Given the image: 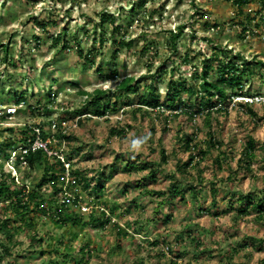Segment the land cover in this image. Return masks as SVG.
<instances>
[{
	"label": "rangeland",
	"instance_id": "obj_1",
	"mask_svg": "<svg viewBox=\"0 0 264 264\" xmlns=\"http://www.w3.org/2000/svg\"><path fill=\"white\" fill-rule=\"evenodd\" d=\"M145 1L144 9L134 14L131 7L139 0H0V103L7 102L12 89H26L33 94L28 96V102L44 107L35 108L31 113L25 107L7 121L12 125L7 122L3 125L0 121V141L6 136L5 127L17 126L18 136L23 129L21 124L27 122L62 119L66 120V126L75 123V110L86 99L79 93L81 90H110L109 103L117 100L113 112L90 117L73 126L71 131L75 139L70 143L61 146L59 130L50 131L53 148H64L70 164V180H76L67 186L70 193L78 194L83 204L91 206L90 211L102 205L105 214H111V223L104 229H97L79 225L62 227L50 217L44 218L43 222L35 219V230L45 236V242L32 249L26 244L31 230H18L11 256L1 257L0 264H9L13 259V264H39L50 257L62 259L69 250L76 260L68 257V264H78L76 261L80 258L79 264H138V261L169 264L171 257L178 264H259L264 259V218L259 219L253 211L236 216L235 210L240 205L245 207L246 203L242 204L231 194V189L235 193L250 194L264 191V66L257 62L264 63V33L259 29L255 34L243 35L241 32L246 15H251L249 24L254 28H264L262 5L259 0L251 1L240 15L239 9L228 0ZM103 12L115 17V25L120 26L117 37L134 41L131 48L115 51L110 21L106 20L102 26L99 23V15ZM42 21L47 23L45 30L38 23ZM208 21L211 25L218 23V26L212 29L209 23L205 25ZM182 25L177 47L172 48L171 32L176 33ZM63 28L68 48H61V43L55 46L52 42ZM103 31L111 39L99 44L95 38ZM78 44L92 61L85 62L79 55ZM212 44L221 46L223 51L213 50ZM143 47H147V51L143 52ZM89 49L97 53L89 56ZM6 52L12 56L10 62L4 61ZM230 60L243 67L241 69L248 75L241 88L227 85L231 101L221 112L213 114L211 126L204 124L202 115L192 120L184 114L176 117L165 111L167 118L164 115L156 117L157 111L146 106L141 112L133 111L142 106L139 99L143 94L148 95L145 89L153 75L159 100L165 102L167 93H172V89L167 90L168 82L176 83L175 87L180 83L186 87L193 84L198 89L200 80L193 77L194 74L199 75L208 65L209 77L220 80V66ZM224 73L228 78L231 76V70ZM125 76L135 77L140 91L124 97L112 96ZM178 98L191 111L197 109L196 104L200 102L199 95L186 91H181ZM246 100H253L257 115H252L242 105ZM127 103L129 105H125ZM46 105L50 108L48 115L42 113ZM117 126L124 128L123 135L111 137L110 129ZM209 130L220 142V148L208 150L199 166H189L185 173H181L177 166L189 156L184 146L187 136H192L193 144L207 148ZM250 136L256 140V159L251 170L245 171L238 162ZM162 150L167 155V162L159 165ZM197 156L196 152L193 163ZM4 158L0 156V163ZM47 159L57 163L55 157ZM128 159H136L140 167L145 162L149 167H160L154 174L148 167L129 170L126 166ZM5 169L15 173L7 164ZM56 169L55 172L60 174L62 169L58 166ZM17 171L20 172L17 175L19 180L21 176L26 177V168ZM41 174V170L28 172L27 188L33 189ZM171 174L176 178L172 179ZM229 174L232 180L228 179ZM84 175L87 179L83 181ZM176 179L181 185L195 186L198 199L193 200L188 192L185 201L178 197L175 201L167 200L159 208L158 202L168 197V190ZM52 185L44 186L42 193L53 194ZM210 187L215 188V195L211 194ZM59 198L57 194L52 199L58 201ZM56 205L51 202L48 206L54 208ZM74 210V214L81 215L80 209ZM166 213H170L172 219L165 222L163 214ZM135 225L141 228L134 239H117L118 227L132 233ZM187 226L194 229L193 235L200 240L199 247L186 237V232L178 234L188 230ZM61 236L65 239L62 245L58 243ZM244 236H253L257 239L254 243L262 247L259 250L252 246L241 248L233 253L229 262L226 250L238 245ZM156 239H159L158 244H149ZM0 240L5 242L1 232ZM85 244L90 250L89 255ZM167 245L173 252L181 253L175 256L167 250ZM40 248L44 253L34 252ZM203 250L206 251L200 254L202 256L196 257L197 252Z\"/></svg>",
	"mask_w": 264,
	"mask_h": 264
},
{
	"label": "trees",
	"instance_id": "obj_2",
	"mask_svg": "<svg viewBox=\"0 0 264 264\" xmlns=\"http://www.w3.org/2000/svg\"><path fill=\"white\" fill-rule=\"evenodd\" d=\"M233 5L238 8L237 10L238 14L242 15L243 14V8L246 4H248L251 1H256V0H228ZM146 4L145 0H139V3L137 5H132L131 7V12L134 14L139 12V9H144V6ZM259 4L263 5L264 0H259ZM247 20L246 22H242V33L246 30V27H248L251 23V15H246ZM100 17V25L102 26L103 23L106 20H109L113 29L112 36L113 38V43L115 45V51H119L122 48H131L134 45V41L132 39L127 40L124 36H121L120 38L117 37V34L119 33L120 26L118 24L115 25V17L112 14H109L107 12H103L99 15ZM40 26L45 30L47 23L46 22H38ZM210 24V22H206L205 25ZM218 26V23L210 24V27H216ZM183 25L178 27L179 29L176 33L171 32V37H170V46L172 48H176L177 44L176 41L178 37L181 35ZM66 30L63 28V31L59 32L56 36L53 37L52 42L53 45L57 46L58 44H62L61 48H68L67 46L69 45L67 43L66 39ZM244 35V34H243ZM109 37L105 36V32L103 31L99 37L95 38L98 39L99 44H103L106 40L111 39ZM213 45V44H212ZM147 47H143V52L147 51L145 50ZM6 50V49H5ZM77 50L79 52V55L84 57L85 62L87 61H92L91 59L88 60L86 55L83 53V49L80 46V44L77 45ZM213 50L218 51L222 50L221 46L213 45ZM7 51V50H6ZM223 51V50H222ZM93 49H89L88 53L89 56H92L94 54ZM97 53V52H95ZM9 57V58H8ZM188 55H186L187 59ZM12 56H9V54L6 52L4 56V61L10 62ZM10 60V61H9ZM260 63L261 66H264V63L262 61H257ZM221 67V75H220V80H214L209 77L208 71L210 67L208 65H205L202 69L199 75L194 74L193 77H199V84H198V89L194 87L193 84L189 86H184L183 83H180L179 87H175L174 82H168L167 83V90L170 91L172 89V93L168 94V97L166 98L165 102H161L159 100V95L157 94L156 90V79L155 75L152 76L151 83L146 87L145 91H147L148 95L143 94L139 99V104L142 106H139L136 108L137 112L143 111V106H146L148 108L156 110V117H162V115L167 118L168 115L171 116H179L181 114H184L187 119H194L195 116L197 115H202L204 116V121L206 126H211L212 120H213V114L216 112H221L223 109L226 108L227 104L230 103V97L228 94V86L230 87H242V81L246 77V72H244V69H241L243 67L239 66L234 62V60H230L227 62V64L220 66ZM225 70H231V76L228 78L226 74L224 73ZM252 71V70H251ZM115 73V72H114ZM160 73V72H159ZM250 74V73H249ZM229 75V73H227ZM139 81L133 77V76H125L123 77L118 85L117 88L115 89L114 92H112V96L114 97H124L130 93H137L140 91L139 88H137V83ZM1 83V80H0ZM2 84V83H1ZM0 84V85H1ZM2 91V88H0ZM12 93L10 94L11 97H7V101H14L16 103H20L21 101L28 102V96H32L33 94H29L27 90H18V89H12ZM181 91H186L189 93L197 94L200 97V102L196 104L197 109H192V111L188 108L185 107V105L181 104L180 96ZM82 95L86 96V99L84 100L83 104L78 108V110H75V113H77L79 117L78 123H82L85 119H88L90 117H100V116H105L108 113L113 112L116 109V101L114 100L112 103H109V98H110V90H105L102 88H96L92 92H88L85 90H81L79 92ZM236 93H243V92H236ZM242 95V94H241ZM12 98V99H11ZM214 98L216 100L214 101ZM29 103V102H28ZM37 104V102H36ZM129 105V103L125 104ZM242 105H244L252 115H257L254 108L252 101H246L242 102ZM35 108L42 109L44 108L41 104L37 105H32L31 103L27 105V109L30 110V113L35 110ZM147 108V109H148ZM24 109L20 108L19 112ZM49 105H46L45 107V112H42L46 115L49 114ZM165 111H170L171 114L165 115ZM173 111V112H172ZM41 112V111H40ZM88 114H90L88 116ZM8 115H2L0 118L4 119L7 118ZM51 120L47 121H35L33 123H28L23 125V129L20 130L21 134L16 136V130L18 129L17 126L14 127H7L6 129L8 130V137H5L2 139V143H0V155H4L5 153V148L10 147L13 145L15 142L22 143L25 141V135L27 132L32 131L30 128L31 125H38L42 127V133L43 136L45 137L46 133H49V131L44 130V128L47 129V127H50ZM127 127V126H126ZM167 127L164 126L163 130L166 131ZM19 130V129H18ZM58 130L60 132L61 137L65 140L66 143H70L71 140L75 139V136L72 135L71 130H67L65 133L62 132L61 127H58ZM182 131V130H180ZM124 133V128L123 127H115L110 129V136L114 135H119L122 136ZM25 134V135H23ZM23 135V136H22ZM209 138L207 144H209L207 148H202L199 147L196 144L192 143V136H187V140L184 141V146L187 151H189V156L185 162L179 163L177 166V169L181 173H185L187 170V167H197L199 166V163H201L202 160L205 159V157L208 154V150H212L214 148L219 149L220 148V142L215 139L214 133L209 130L208 132ZM180 141V138H179ZM255 144L256 140L253 137H249L248 140L245 143V147L242 150V158L239 159V166H242L245 171L251 170V164L253 161L256 159V152H255ZM197 150V151H196ZM264 150V148H263ZM197 152V160L193 163V160L195 159V153ZM220 153V151H219ZM161 156V162H158L159 165L161 163H166L167 162V155L165 154V151L160 152ZM50 156L46 155L42 149H37L35 151H30L27 156V170L28 172H31L33 170H41L42 174L41 176L34 182V188L33 189H26V183L23 182V185H19L18 183L15 182L14 177L12 174L5 173L2 171V163H0V232L5 238V242L0 240V261L4 256H11L12 254V248L15 247L16 242L15 240V235L17 234L18 230H24L28 228L31 230L28 233L27 239H26V244L31 245L32 249H35L36 246L39 244H42L45 242V236H40L39 233L35 230V224L36 221L35 219H39L41 222L44 221V218H49L55 222L59 226H66V225H79L83 227L91 226L97 229H104L109 223H111V214L107 215L105 214L106 210L103 208L102 205H99L97 207L92 208V210L89 213H85L86 215L83 216L84 214L78 215L77 213L74 214V209H80L79 204L80 202L74 201L71 204L67 203H58V201L53 200L52 198L56 196L59 191H61V186L62 183L60 181L61 174L55 173L53 169H55V166L58 165L60 168L62 166L60 165V160L59 157L57 156H52L57 159V163H52L49 162L47 158ZM138 159V158H137ZM216 161H219L218 159ZM128 163L126 164L127 169L132 170V169H141V168H149L151 173H155L156 170L160 167H149V164L145 162L141 167L137 164V160H130L128 159ZM179 162V161H178ZM197 165V166H195ZM221 166V165H220ZM233 174H235V171H233ZM172 179L176 178L175 174H171ZM27 178H24V181L28 180V175L26 176ZM83 181L86 180V176L84 175L82 177ZM228 179L232 180L233 177L231 174L228 175ZM53 182V185L50 186L53 194H48L45 193L43 194L42 191H44V186L47 185L49 182ZM60 181V182H59ZM85 186L87 184L84 183ZM97 187L101 188L100 185ZM231 194L232 197L241 202L242 204H245V207H242L240 205L238 210L236 211V216H243L249 212H256L258 214V218H264V191H256L254 194L249 193H243L242 191L234 192V190L231 189ZM147 192H152L148 190ZM190 193L191 197H193V200L198 199V190H196L195 186L192 185H181L180 182L176 179L173 184H171L169 190H168V197L165 199L160 200L158 202V207L161 208L163 205L167 202V200H172L175 201L178 197L183 199L185 201L186 198V193ZM210 192L211 194L215 195L216 191L215 188L210 187ZM53 197H50L52 196ZM76 196L79 197L78 194H75ZM46 202H56L57 205L53 208L51 206L46 205ZM138 206V205H136ZM140 206V205H139ZM138 206V207H139ZM79 211V210H78ZM98 212L100 213L98 215ZM210 212V211H208ZM39 213L40 215L38 216ZM33 214V216H31ZM37 215V218L36 216ZM171 214L166 213L163 214L164 218L163 220L166 222L168 220H171ZM140 222V221H139ZM112 225L116 226L115 223ZM141 226L135 225L133 227L134 231L130 233L128 230H124L122 227H118L117 231V239L121 240V238H126V239H134L136 233H138L139 229ZM188 230H182L179 235L184 234L186 232V237L190 239L191 241H194L196 243L197 247L200 245V240L198 239L197 236H194V229H191L190 227H186ZM183 232V233H182ZM73 240V239H71ZM257 240L253 236H244V238L236 245L234 248H231L230 251L226 250V256H228L229 262L232 261L231 259L233 258V253H236L239 249H249V246H252L256 250H259L262 246L254 243V241ZM68 241V240H67ZM159 239L155 241L149 242L150 245H156L158 244L157 242ZM12 242V246L11 243ZM69 242V241H68ZM162 242V241H161ZM59 244H64L65 239L63 236H61L58 240ZM139 244H141L139 242ZM258 245V246H257ZM71 246V245H70ZM83 246V245H82ZM81 246V247H82ZM87 249V255H89L90 250L88 249V246L85 244ZM84 248V247H82ZM80 248V249H82ZM117 248H119V244L117 245ZM41 249V248H40ZM167 250L171 251L175 256H178L180 253L173 252L172 248L167 245ZM206 251V250H205ZM204 250L201 252H197L196 257H200L201 253L205 252ZM34 252H39V253H44V249H41L40 251L35 250ZM170 252V253H171ZM72 253L70 250L65 253V256L61 258L54 257V258H47L46 260L43 259L39 264H68V257H70V260H76L75 258H72ZM163 254V252H162ZM160 255V254H159ZM167 256V255H166ZM2 257V258H1ZM198 261V259H196ZM82 260L81 258L76 261V263H80ZM15 260L13 259L12 261L9 262V264H13ZM17 264V263H16ZM138 264H144L143 261H138ZM169 264H178L177 260L174 257L170 258ZM200 264V263H199ZM239 264V263H237ZM259 264H264V259H261L259 261Z\"/></svg>",
	"mask_w": 264,
	"mask_h": 264
},
{
	"label": "clouds",
	"instance_id": "obj_3",
	"mask_svg": "<svg viewBox=\"0 0 264 264\" xmlns=\"http://www.w3.org/2000/svg\"><path fill=\"white\" fill-rule=\"evenodd\" d=\"M9 92L12 93V91H9ZM246 101H249L250 102V100H246ZM17 104H19V103H16L14 101H7L6 103H4V102L3 103H0V113H1L0 114V117L2 115H5V114L8 115L7 118H4V119H1L0 118V121H1V123L3 125L5 124V122L10 121L12 119V118H10V115L6 113L7 106H9V105H16L17 106ZM28 104H30V103L27 102V104L25 106L26 108H27V105ZM25 107H19V106H17L16 107L17 108V111H16L15 115L19 113V109L20 108H25ZM15 115L13 117H15ZM89 115L90 114H88V116ZM77 117L79 119L80 116L77 115ZM78 119H77V124H78ZM50 120H51V123H52L53 120L57 122V128L55 129V131L56 130L58 131V127H61L63 133H65L67 130H72V129H65L64 130V127L62 126V123H61L63 121L62 119H58V120L57 119H50ZM29 123H33V122H29ZM7 124H11V123H8L7 122ZM26 124H28V122ZM21 125L23 126V125H25V123L24 124H21ZM10 127H13V126H10ZM5 128H7V127H5ZM41 129H42V127H41ZM44 130L49 131V133H46V135L44 137L43 136V133L41 132V135H42L43 140H48L49 139L50 140V142L48 143L49 148H51L52 150H58L59 147L58 148H55V149L53 148V144H52L53 141H51V139H52L51 136H50V131H52L51 124H50V127H47V129L44 128ZM7 132H8V130H7ZM47 134L49 135L48 137H46ZM5 137H8V133H6V136ZM28 138H33L32 131L26 133V135H25V141L24 142H22V143L15 142L10 147H6L5 148L4 155H0L2 158L5 157L4 160L1 162V163H3V165H2V171H4L5 173L12 174L13 177H14L15 182L18 183L19 185H23L22 183L25 182L26 183V185H25L26 186V189H28L27 186L29 184L27 182L28 180L27 181H24V178H27V177H25V175L24 176H21L22 175L21 174L20 175L21 178L19 177L20 178V180H19L18 177H17V175H19L20 172H18L17 170H20L21 168H26V166H27V159H26L27 154L30 151H35V150L29 149L26 153H23L22 150L20 149V146L21 145H26L28 143ZM1 141H0V143H2ZM61 141H64V145H65L66 142H65V140L63 138H62V140H59V142H61ZM38 149H42L44 151V153L46 155H48L47 152L43 148H38ZM63 154H64V148H63ZM48 156H50V157H52V156L59 157L58 155H54V154L48 155ZM64 158H65V162H68L69 163V160L67 159V157L65 155H64ZM59 160H60L59 162H60V165L62 166V168H60L58 165H56V166H58L60 169H62L61 172H60V174H61L60 181L62 183V186H61V191H59V193H58L60 195V198L58 200V203H67L69 205V204L73 203L74 201L79 200L78 202H80V204L78 206L80 208L81 214L89 213L90 210L89 211H83L82 210V206H84L85 204L82 203L80 196L78 197L75 194L70 193V190L67 187L70 182L72 184L76 182V180H74V179L70 180V164H69V168H68V172H67V168L65 167L64 162L60 158H59ZM5 164L9 165L10 166V169L14 170L15 173H12L11 170L7 171L5 169ZM56 166H55V169H53L54 172H55V170L57 171ZM28 171L29 170H27V174H28ZM27 174H26V176H27ZM66 178H68V180H66ZM49 183L53 184V182H51V181ZM49 183H47V184H49ZM65 198H68L69 201H65ZM87 205H89V204H86L85 206H87Z\"/></svg>",
	"mask_w": 264,
	"mask_h": 264
},
{
	"label": "built area",
	"instance_id": "obj_4",
	"mask_svg": "<svg viewBox=\"0 0 264 264\" xmlns=\"http://www.w3.org/2000/svg\"><path fill=\"white\" fill-rule=\"evenodd\" d=\"M261 7H262L261 10H263V12H264V4ZM261 14H262V12H261ZM211 28L214 29L215 27L214 28L211 27ZM258 29L262 30L260 32L264 33V28H258V27L254 28L252 25H249L248 27H246V30L244 31L243 34L244 35L245 34L248 35L249 33L250 34H255L258 31ZM263 38H264V35H263ZM250 101H253V100H250ZM26 104H27L26 102L21 101L19 104H17V106L25 107ZM17 106L16 105L7 106L6 113L10 115V118H13V116L15 115V113L17 111V108H16ZM77 119H78V117L75 118V123H70L67 126H66V120H63L61 123H62V126L64 127V130L65 129H72L73 126L77 125ZM56 128H57V122L53 120L52 123H51V129H52V131H55ZM31 129H32L33 138H28V143L26 145H21L20 146V149L22 150V152L26 153L29 149L36 150L38 148H43L47 152L48 155H52V154L58 155L59 158L64 162L65 167L67 168V172H68L69 163L65 162V158H64V154H63V147H61L62 143H64V141H61V146L59 147L58 150H52L51 148H49V145H48L50 140L49 139L48 140H43V138H42L41 127L38 126V125H33V126L31 125ZM66 180H68V178H66ZM65 201H69V199L65 198ZM89 207H90L89 205L82 206V210L83 211L89 210Z\"/></svg>",
	"mask_w": 264,
	"mask_h": 264
}]
</instances>
